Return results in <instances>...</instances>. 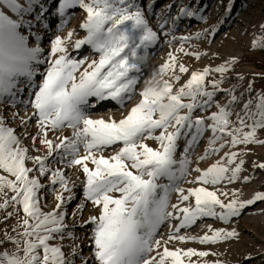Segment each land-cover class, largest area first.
I'll return each mask as SVG.
<instances>
[{
	"label": "snow or ice",
	"instance_id": "6c2138e0",
	"mask_svg": "<svg viewBox=\"0 0 264 264\" xmlns=\"http://www.w3.org/2000/svg\"><path fill=\"white\" fill-rule=\"evenodd\" d=\"M77 7L86 13L80 27L87 35L76 40L74 48L79 50L89 45L98 59L89 62L87 58L71 56L67 43L74 35L72 31L66 38L56 35L45 54L41 47L43 37L38 28L33 31V21L47 29L49 17L59 16L63 27L68 23L69 10ZM181 13L189 17L196 15L188 8H182ZM25 30L28 36L24 35ZM30 36L35 38V46H29ZM181 39L187 41L191 37ZM157 40L158 33L149 26L143 10L133 0H0V103L10 101L15 106L18 95L26 94L27 99L19 103L33 109L28 117L29 120L35 117L38 124L33 143L39 139L47 152V156H30L15 129L7 126L5 118L0 116V172L7 174H0V209L15 205V212L8 216L18 215L21 210L24 214L17 225L21 231L15 237L5 234V239L0 240V245L6 242L15 245L14 252H0V264H74L60 244L50 243L64 239L67 213L62 209L74 199L65 172L49 167L48 158L54 154L59 157L57 162L66 161L67 167L82 171L84 198L99 209L98 215L85 222L93 225V256L98 264H185V258L188 264H193L191 257H207L212 253L170 250L156 239L161 224L170 218L179 220L175 231L168 236L169 241L198 240L201 244H214L238 234L209 229L212 235L194 237L179 235L180 230L196 225L204 217L229 221L248 206L264 202V192H258L247 201L230 199L225 203L215 191L205 187L240 178L244 161L241 159L235 167L228 166L240 155L236 151L225 154L227 164L222 159L206 170L195 169L198 175L189 183L202 186L185 189L178 185L189 174L190 149L209 130L212 137L201 160L229 145L264 144V140L257 138V131L264 129V94L256 98L254 111L252 100L243 104V115L237 114L239 127H233L230 119L233 113L215 100L217 91H224L223 81H211L212 90H208L209 75L223 74L229 71L227 66L193 71L190 79L174 91L181 79L177 70L188 73L189 69L169 53L168 61L146 81L139 102L126 115L117 120L93 118L90 114V109L105 101L123 108L133 98L147 49ZM255 46L264 48V41L256 42ZM142 50L145 55L140 54ZM179 51L184 52L183 47ZM195 55L199 58L200 54ZM230 95L231 104L240 103L241 97ZM213 104L218 111L210 116L193 115ZM13 118L27 125L28 121L19 113H14ZM65 128L71 129L70 136H58V143L49 139V132ZM225 136L229 139L217 148ZM182 138L187 146L183 156L178 157V141ZM147 140L157 141L158 147L149 146ZM108 149L114 154L105 156ZM29 160L36 165L35 169L27 166ZM257 167L264 169V164ZM34 171L39 176L30 175ZM40 176L51 177L53 191L55 185L62 189L56 194L57 202L50 212L41 209L40 190L44 185ZM162 179L168 183H161ZM65 192L70 195L65 196ZM173 192L179 194L181 204L194 199V205H170ZM84 207L80 204L78 210L83 212ZM169 207L172 211H168ZM154 250L156 256H150ZM77 254L74 247L71 255Z\"/></svg>",
	"mask_w": 264,
	"mask_h": 264
},
{
	"label": "rangeland",
	"instance_id": "374dc122",
	"mask_svg": "<svg viewBox=\"0 0 264 264\" xmlns=\"http://www.w3.org/2000/svg\"><path fill=\"white\" fill-rule=\"evenodd\" d=\"M87 2V0H86ZM144 12L145 18L149 22V26L158 33V40L155 44L150 45L147 49V59L142 65L140 78L143 77V82L137 86L136 96L127 104L128 108L135 106L140 100V91L145 87L146 81H149L158 72L159 68L168 61L169 53H172L178 58V63L184 64L188 69V73H179L181 76L179 82L174 86V91L181 87L190 79L193 71H202L204 68H216L225 65L229 71L221 74L213 72L207 78L208 90L211 91V81H223L221 89L224 91H217L215 100L221 105H226L233 113L231 116L232 126L239 127L237 114L243 115L241 111L244 103L248 100L253 101L252 110H255L256 98L260 94H264V48L255 46L258 41H264V0H244L240 5L239 0H212L209 4L202 3V0H133ZM209 2V1H208ZM182 8H188L196 13L195 16L189 17L181 13ZM9 14L13 15L9 10ZM29 18V17H26ZM61 17H49L48 28L45 29L42 24L33 21L35 31L39 29L40 35L43 37L41 47L45 49V54L50 49L51 40L56 35L66 38L68 32L72 31L74 35L71 41L67 43L68 51L75 59L87 58L90 62L92 59H98V54L89 45L82 46L81 49L74 48V42L78 39H83L87 32L80 27L86 19V13L83 9L77 7L70 9L68 13V23L61 27ZM167 21V23H164ZM163 24V27H161ZM201 34L197 37V34ZM24 35L28 36L29 32L24 31ZM191 37L185 41L181 37ZM29 46H35L36 41L34 37H29ZM86 47V49H84ZM183 47L184 52L179 51ZM185 53H192L186 55ZM199 53V58L195 55ZM141 55H145L142 50ZM235 61V63H233ZM165 79L168 77L165 76ZM39 80V77H37ZM231 94L241 97L238 104H231ZM27 96L18 95L15 106L9 101L8 103H0V116L5 118L6 125L15 129L20 139H23V146L29 149L30 156H47V152L43 145L39 144V139L33 143L32 137L37 135L38 124L36 118L32 120L26 127L21 128V121L14 119V113H19L21 117L29 120L33 109L25 107L21 100H26ZM99 106V105H97ZM103 110L105 113L99 115L98 118H104L109 112V107L120 108L119 105L104 104ZM24 107V109L22 108ZM108 108V109H107ZM94 109V108H93ZM7 113L5 114V112ZM218 111L215 104L206 111L197 110L193 115L199 117H208L212 112ZM106 117V116H105ZM118 120V119H117ZM211 123V121H206ZM250 124L251 121H248ZM21 130L18 131V129ZM171 130V129H170ZM250 129L245 128V131ZM159 134V131L156 133ZM71 135V129L65 128L57 132H49V139L58 143V136ZM28 137V138H27ZM212 133L209 130L199 140V142L192 146L189 151V159L191 160L189 174L182 180L178 181L179 187L192 188L200 187L202 185L196 183H189L193 181L198 173L195 171L197 167L206 170L218 160H224L227 164L225 154L230 151L240 153L234 164L228 165L235 167L242 159L244 161L243 170L240 173V178L232 183L226 180L217 185H205L210 191H215L217 195L227 203L230 199H239L245 201L248 198H254L258 192H264V169L257 167L259 164H264V144H248L238 145L236 147L226 146L218 153L210 154L206 159L201 160L200 157L205 155L209 146V140ZM257 138L264 140V129L257 131ZM229 139L225 136L224 140L217 143H225ZM149 146L156 148L158 142L155 140L145 141ZM187 145L182 138L178 141V157L183 156V149ZM39 148L40 151L36 149ZM83 151V150H82ZM113 150H106L105 156L113 155ZM50 168H60L69 179L70 187H72L71 195L74 196L70 202H66L63 211L67 213L65 217L66 228L64 229V239L57 238L50 241L52 244H60L65 251L66 256L74 261V264H98L95 261L93 252L94 246L92 242V228L93 225L85 222L93 215L99 214V209L91 202L84 198L83 181L85 179L82 171L78 168L67 167L66 161L57 162L59 159L57 154L54 157L48 158ZM27 166L36 168V165L31 160L27 161ZM91 166V165H90ZM0 174L7 175L0 172ZM30 175L39 176V173L34 171ZM245 177L248 179L245 180ZM41 183L44 187L40 190V204L44 212H50L55 208V196L62 191L59 185H55L56 191H53L50 176H40ZM161 183H168L166 179H162ZM76 191V193H75ZM222 193H227L224 196ZM234 193L238 195H233ZM9 196L12 193L9 191ZM65 196L70 195L65 192ZM2 203V199H0ZM188 203H194L192 199ZM188 203L181 204L179 194L173 192L170 194V205L180 204L181 207L188 206ZM84 204L83 212L78 210V206ZM16 206L13 205L7 209H0V240L5 239V234L15 237L18 222L23 217L21 210L18 215L8 216V213L15 212ZM168 211H172L169 207ZM217 211H220L218 208ZM172 219L166 220L161 224L156 239H159L162 245H167L170 250L176 249H195L197 251H206L210 254L207 257H191L193 264H264V202H257L251 205L249 213H241L240 216L232 218L229 221H222L214 217H204L200 219L197 226L190 230L180 231L179 235L201 237L205 234L212 235V230L224 229L225 231H235L238 235L230 237L226 240H221L214 244H201L198 240H188L182 242L179 240H168V236L175 231V226L178 222H170ZM83 225V226H82ZM13 229H17L14 231ZM69 233L72 235L69 236ZM74 237V238H73ZM78 249V254L72 256L73 248ZM15 251V245L11 242H6L0 245V252ZM160 252L163 248L159 249ZM150 256H156L154 250ZM150 258V257H149ZM185 264H188V258H185Z\"/></svg>",
	"mask_w": 264,
	"mask_h": 264
},
{
	"label": "bare ground",
	"instance_id": "6f19581e",
	"mask_svg": "<svg viewBox=\"0 0 264 264\" xmlns=\"http://www.w3.org/2000/svg\"><path fill=\"white\" fill-rule=\"evenodd\" d=\"M264 24V23H263ZM84 49H86V47L84 48ZM143 82V77H141L140 78V83L139 84H141ZM138 84V85H139ZM137 85V86H138ZM135 94L133 95V98H135ZM133 98L130 100V101H127L126 102V104H125V106L123 107V108H109V112L110 113H106L105 114V116H104V119H109V118H112V117H114V118H116V119H120V118H122L124 115H126L127 114V112L130 110L129 108H128V106H127V104H129L132 100H133ZM113 102V101H112ZM104 104H108V101H105V102H103V104H101V105H99V106H96L94 109H90V114L92 115V117L93 118H98L99 117V115L100 114H102V113H105V110H103V105ZM23 109H24V107H22ZM7 113V111L5 112V114ZM32 119H30V120H27L28 122H27V124H29L30 123V121H31ZM23 127H26L25 125H21V128H23ZM21 128H19L18 129V131L19 130H21ZM17 134V133H16ZM28 138V137H27ZM21 142H22V144H23V139L21 140ZM110 150H112V149H110ZM75 193H76V191H75ZM249 199H252V198H248V199H246L245 201H247V200H249ZM258 202H261V201H258ZM257 204V203H256ZM255 204V205H256ZM192 205H194V203H192ZM250 208H251V205L250 206H248L244 211H243V213H249V211H250ZM233 218H235V217H233ZM179 220H175V219H172L170 222H178ZM199 221V220H198ZM197 221V222H198ZM199 223V222H198ZM198 223H196V225H194V226H197L198 225ZM194 226H192V227H190V228H186V229H181L180 231H186V230H190L191 228H193Z\"/></svg>",
	"mask_w": 264,
	"mask_h": 264
},
{
	"label": "trees",
	"instance_id": "16d2710c",
	"mask_svg": "<svg viewBox=\"0 0 264 264\" xmlns=\"http://www.w3.org/2000/svg\"><path fill=\"white\" fill-rule=\"evenodd\" d=\"M209 1V2H208ZM212 0H202V3H204V2H207L208 4L211 2ZM240 1V5H242V2L244 1V0H239ZM203 5H205V3L203 4Z\"/></svg>",
	"mask_w": 264,
	"mask_h": 264
}]
</instances>
